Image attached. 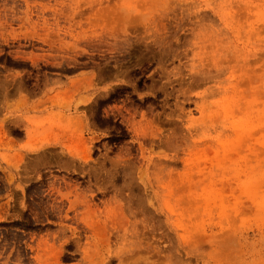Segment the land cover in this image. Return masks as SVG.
I'll return each instance as SVG.
<instances>
[{"label":"rangeland","instance_id":"obj_1","mask_svg":"<svg viewBox=\"0 0 264 264\" xmlns=\"http://www.w3.org/2000/svg\"><path fill=\"white\" fill-rule=\"evenodd\" d=\"M0 264H264V0H0Z\"/></svg>","mask_w":264,"mask_h":264}]
</instances>
